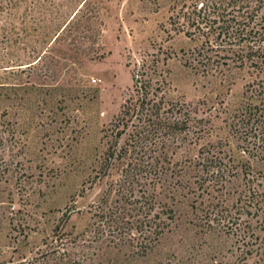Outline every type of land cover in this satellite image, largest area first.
Segmentation results:
<instances>
[{
	"label": "rangeland",
	"instance_id": "rangeland-1",
	"mask_svg": "<svg viewBox=\"0 0 264 264\" xmlns=\"http://www.w3.org/2000/svg\"><path fill=\"white\" fill-rule=\"evenodd\" d=\"M194 2L0 0V264H264V59L241 68L217 55L223 37L187 36ZM150 78L188 124L168 148L146 143L171 172L156 190L146 175L123 186L108 227L97 208L141 157L114 121ZM149 193L173 219L138 255L124 208Z\"/></svg>",
	"mask_w": 264,
	"mask_h": 264
},
{
	"label": "trees",
	"instance_id": "trees-1",
	"mask_svg": "<svg viewBox=\"0 0 264 264\" xmlns=\"http://www.w3.org/2000/svg\"><path fill=\"white\" fill-rule=\"evenodd\" d=\"M191 7L190 11L184 12V23H187L195 30L193 34L192 32H187V36L194 37V33L197 32L195 35L199 41L204 38L210 44H212L210 41L215 37L216 39L223 37L225 40L217 44L215 49L217 55L222 53L224 54H222L223 57L232 55L236 57L238 55L241 68L258 67L262 64L259 58L255 59V56L262 54L264 59V0H195ZM199 63L205 68L211 65L209 62ZM177 106V104L166 101L160 81L154 80L153 82V79L150 78L149 81L141 82L140 86L137 83L134 84L131 96L126 100L115 118V140L121 139L128 129L131 130L132 145L134 149L139 151L138 153L141 157L135 158L128 163L126 169H122L123 185H119L120 188L117 187L119 190L111 189V191L106 192L102 204L97 208L96 217L99 219L109 218L108 227L112 225L111 219L115 214L110 211L112 209L110 206L112 205L111 199L113 195H122L123 199H127V194L123 192V188L127 187V191L131 192L129 187L132 188L135 179L140 180L143 175H146V179L149 180V189L156 190L160 184L161 186L164 184V176L171 172L169 166L167 167L161 163L162 160L164 162L168 160L169 153L165 154L164 158L162 157L163 159H161V157L155 156L154 152H152L153 144H149L148 148L146 143L148 141L150 143L151 138L153 139L155 135H160L153 146L156 148L159 146L168 148L169 144L165 138L167 139L170 135L173 136L181 132L183 127L187 126L188 119L186 117H188V113L184 114V118H181L182 115L178 117L177 112L182 113V106ZM134 117L138 120V126H134L135 122H132ZM131 122L133 123L132 126H130ZM140 146L142 148L137 149ZM146 155L149 156L148 159H145ZM114 156V152H109L107 160H125L127 150L117 158ZM182 170L180 169L179 172H182ZM157 203V196L149 193L147 206L142 208L137 205V202H133V207L124 208L127 211L125 214L131 218L129 225L136 233L144 235L146 239V245L136 252L138 255L147 254L156 242L164 236L169 225L166 224L163 216L169 215V219H173L174 210L167 209L164 211L163 208H159L161 206L158 207ZM143 214L148 220L146 223L140 220ZM103 232L105 231L103 230ZM118 241L120 246H131L135 239L132 237H120ZM95 242L98 243L96 240Z\"/></svg>",
	"mask_w": 264,
	"mask_h": 264
}]
</instances>
